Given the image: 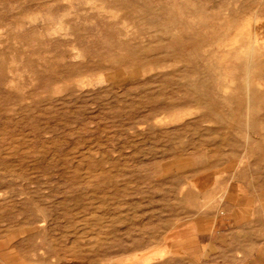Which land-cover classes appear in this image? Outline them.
<instances>
[{
	"label": "rangeland",
	"instance_id": "obj_1",
	"mask_svg": "<svg viewBox=\"0 0 264 264\" xmlns=\"http://www.w3.org/2000/svg\"><path fill=\"white\" fill-rule=\"evenodd\" d=\"M219 218L264 242V0H0L2 262L201 264Z\"/></svg>",
	"mask_w": 264,
	"mask_h": 264
},
{
	"label": "crops",
	"instance_id": "obj_2",
	"mask_svg": "<svg viewBox=\"0 0 264 264\" xmlns=\"http://www.w3.org/2000/svg\"><path fill=\"white\" fill-rule=\"evenodd\" d=\"M223 216L226 214L223 213ZM230 220H217V234H213L205 243L207 248H211V253L201 264H264V242L253 248L251 221L244 219L232 224ZM0 264L11 262H2L0 257Z\"/></svg>",
	"mask_w": 264,
	"mask_h": 264
}]
</instances>
